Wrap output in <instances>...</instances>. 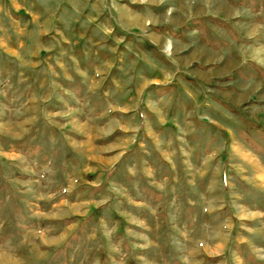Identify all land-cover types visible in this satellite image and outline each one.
<instances>
[{"label":"rangeland","instance_id":"obj_1","mask_svg":"<svg viewBox=\"0 0 264 264\" xmlns=\"http://www.w3.org/2000/svg\"><path fill=\"white\" fill-rule=\"evenodd\" d=\"M8 259L264 264V0H0Z\"/></svg>","mask_w":264,"mask_h":264},{"label":"crops","instance_id":"obj_2","mask_svg":"<svg viewBox=\"0 0 264 264\" xmlns=\"http://www.w3.org/2000/svg\"><path fill=\"white\" fill-rule=\"evenodd\" d=\"M213 9H215V10H217V11H220V12H223V13H225L228 17H233L232 16V13L231 12H234L233 14H235L236 16L235 17H237V18H240V16H238V14H236V11L235 10H233L232 8H230V7H228V6H225V5H214V7H213ZM219 9H221V10H219ZM223 9V10H222ZM135 17H133L132 19H134ZM156 41L159 43L161 40L159 39V38H156ZM200 51H201V49H200ZM199 52V51H198ZM198 52H196V54L198 53ZM208 52V51H207ZM209 54V53H208ZM207 54V55H208ZM201 55H204L205 56V58L207 57V55L205 54V53H201ZM234 60H235V57H234V55L233 54H231V56H229V54L227 55V60H226V68H227V70H228V68H230V66H233L234 65ZM225 68V69H226ZM154 82H156V81H154ZM86 128V126H81V128ZM97 157V156H96ZM99 159V158H98Z\"/></svg>","mask_w":264,"mask_h":264},{"label":"bare ground","instance_id":"obj_3","mask_svg":"<svg viewBox=\"0 0 264 264\" xmlns=\"http://www.w3.org/2000/svg\"><path fill=\"white\" fill-rule=\"evenodd\" d=\"M222 10H223V9H222ZM203 53H204V52H203ZM203 56H204V55H203ZM6 258H7V257H6ZM8 258H9V257H8ZM4 259H5V258H4ZM2 260H3V259H2ZM6 262H7V263H12V264L14 263V262H12V259H11V260L8 259V260H6Z\"/></svg>","mask_w":264,"mask_h":264}]
</instances>
